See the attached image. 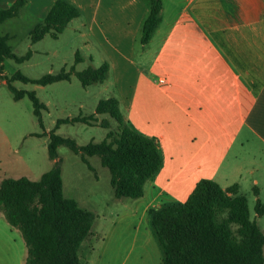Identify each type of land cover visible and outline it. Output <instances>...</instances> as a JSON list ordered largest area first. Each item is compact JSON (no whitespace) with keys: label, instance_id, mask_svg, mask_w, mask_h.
<instances>
[{"label":"crops","instance_id":"obj_1","mask_svg":"<svg viewBox=\"0 0 264 264\" xmlns=\"http://www.w3.org/2000/svg\"><path fill=\"white\" fill-rule=\"evenodd\" d=\"M13 1L0 0V8ZM53 1L24 0L17 14L0 25L24 22V18L28 36ZM67 1L79 15L62 31H70V42L79 37L83 43L81 47L72 45L74 56L79 48L83 50L81 59L73 60L74 68L83 61L88 63L85 67L106 62L108 71L95 90H89L94 83L81 85L85 93H91L88 107L80 101L77 113L58 118L92 114L100 95L115 97L124 118L153 137L162 155L159 169L146 180L139 197L116 198L108 176L112 200L120 203L121 213L100 214L93 204L108 207L109 200L98 195L87 199L65 195L60 170L63 196L95 213L91 234L79 248L82 264H98L106 236L121 219L134 221V237L138 233L153 235L149 210L184 201L200 178L213 179L223 188L235 184L247 205L248 193L253 201L264 204V0H161L160 20L146 43L139 36L148 0ZM0 34L7 36L8 43V29ZM46 36L51 37L45 34L31 43ZM31 55L32 50L25 60ZM0 74H7L4 67ZM73 76L78 80L72 74L64 81L71 82ZM1 83L6 84L0 77ZM101 117L106 115H98ZM91 156H86L87 161L97 176ZM99 164L105 167L100 159ZM254 220L264 234V210ZM141 223L146 232L138 231ZM3 237L0 233V244ZM262 250L264 264V244ZM24 255L0 248V258H9L7 263L24 264Z\"/></svg>","mask_w":264,"mask_h":264},{"label":"trees","instance_id":"obj_2","mask_svg":"<svg viewBox=\"0 0 264 264\" xmlns=\"http://www.w3.org/2000/svg\"><path fill=\"white\" fill-rule=\"evenodd\" d=\"M24 0H14L0 8V22L17 14ZM161 0H148V11L140 28V42L146 43L160 20ZM79 15L78 9L67 0H54L46 14L28 31L34 42L49 34L55 38L68 21ZM31 50L16 54L0 34V73L3 61L27 59ZM81 59L75 51L74 61ZM108 65L87 66L75 70L62 68L55 73L28 77L15 70L0 74L14 99L26 95L32 113L43 127L41 111L44 103L34 90L17 89L14 80L45 85L69 79L74 74L83 87L106 79ZM105 114L106 117L98 118ZM96 122L106 129L99 141L78 144L72 137L55 133L61 122ZM40 132L36 134H42ZM46 142L52 165L37 179L25 176H6L0 179V210L7 223L20 231L25 245L24 264H82L79 258L81 243L91 234L95 213L78 206L74 199L65 197L61 189L57 147L65 145L79 155L89 168L88 155L99 157L108 169L109 182L116 198L139 197L147 179L162 163L157 141L133 128L124 118L115 97L99 98L94 112L57 118L48 131ZM256 194V190L254 189ZM255 214L260 215L264 204L256 200ZM150 225L163 255L159 264H262L264 234L249 216L246 197L236 192L235 184L221 187L210 178H200L182 202L167 203L150 209Z\"/></svg>","mask_w":264,"mask_h":264},{"label":"rangeland","instance_id":"obj_3","mask_svg":"<svg viewBox=\"0 0 264 264\" xmlns=\"http://www.w3.org/2000/svg\"><path fill=\"white\" fill-rule=\"evenodd\" d=\"M23 21H19L20 23L8 21L9 23L0 25V30L6 28L10 32L8 43L16 54H23L27 49L32 50L29 60L15 63L11 58L4 59L3 67L8 75L19 70L29 77H37L43 73L58 71L61 67L67 70L73 65L72 51L75 48L72 45L79 47L83 45L79 37L70 42L71 33L65 29L55 38L46 36L33 44L26 35V19L23 18ZM78 53L83 54L82 48H79ZM87 64L83 61L77 63L75 68L82 69ZM12 84L17 89L34 90L46 107L41 111L43 127H40L32 113L29 98L23 95L19 99H14L8 86L5 83L0 84V132L3 134L2 138L0 136V179L6 176L12 177V175L37 179L53 162L47 156L46 141L48 140L47 133L54 127L56 118L77 113V103L80 101L88 107L86 101L92 99L91 93H85L84 87H81L74 76L71 82L59 80L55 83L39 85L14 80ZM95 84L89 90H95ZM103 97L99 96V98ZM40 132L45 133L36 134ZM55 132L72 137L78 144H84L89 140L99 141L105 133V128L80 122L60 123L55 128ZM57 155L65 195L84 199L96 197V195L107 198L108 207L101 203L93 204L100 214L102 212L109 214L112 210L122 209L120 203L112 200L111 188L107 183L109 172L106 167H101L98 156L93 155L89 158L90 163L96 168V176L94 175L95 170H89L79 155L65 145L57 147ZM246 195L249 199V216L254 219L255 201L252 199V194ZM149 226L152 230L151 225ZM9 227L11 226L0 210V233L4 235L0 248L12 249L15 254L23 257L25 245L20 231L15 227L9 230ZM138 231L146 232L143 223L138 227ZM133 238H136V241H133ZM104 248V251L98 253V264H159L163 255L154 233L153 235L138 233L134 237L133 220L118 221L111 233L106 236ZM0 259L2 260L0 264L13 263H7L9 259L7 257Z\"/></svg>","mask_w":264,"mask_h":264}]
</instances>
